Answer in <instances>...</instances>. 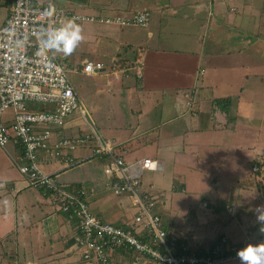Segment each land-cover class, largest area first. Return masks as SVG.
I'll return each mask as SVG.
<instances>
[{"label": "crops", "instance_id": "obj_1", "mask_svg": "<svg viewBox=\"0 0 264 264\" xmlns=\"http://www.w3.org/2000/svg\"><path fill=\"white\" fill-rule=\"evenodd\" d=\"M61 1L86 15L149 13L148 24L140 27L79 22L78 45L70 54H56L63 64L73 55L77 67L100 62L103 69L92 75L107 71L115 78L92 97L102 95L119 121L108 122L109 114L101 111L97 119L105 132L93 124L115 155L127 162L150 158L159 164V170L144 171L141 178L157 199L154 211L168 219L164 226L203 249L220 239L225 248L264 246L257 220L264 194L256 188L264 182V0ZM11 2L0 0V26ZM216 99H228L225 110L215 105ZM5 113L10 122L12 111ZM60 128L53 140L71 136V130L62 135ZM95 144L91 139L89 146ZM90 147L72 155L84 162L90 159ZM78 150L86 153L77 156ZM40 153L46 161L40 168L56 181L64 169ZM20 154L13 143L0 147V264H84L74 245L75 222L50 195L26 184L15 165ZM93 158L107 160L106 155ZM104 181V175H95L86 180L90 184L63 183L62 188H93L87 198L93 213L127 226L135 207L130 213L128 196L110 194ZM231 205L237 209L234 216L226 210ZM110 264L153 262L120 251Z\"/></svg>", "mask_w": 264, "mask_h": 264}, {"label": "built area", "instance_id": "obj_2", "mask_svg": "<svg viewBox=\"0 0 264 264\" xmlns=\"http://www.w3.org/2000/svg\"><path fill=\"white\" fill-rule=\"evenodd\" d=\"M54 5L52 17L42 18L48 6ZM54 19L57 24L66 19L75 23L100 21L122 26H145L149 22L147 10L137 11L130 16L86 15L60 6L56 0H12L6 20L0 26V147L13 143L21 148L15 164L32 188L51 193L56 208L76 224L74 245L84 264H110L116 252L132 253L155 264H216L227 258H237L239 250L227 246L222 257L221 248L207 247L206 254L195 255L189 251L177 234L164 226L161 216L154 209L157 199L143 186L142 172L157 171L156 160L142 158L127 162L115 155L108 142L104 141L94 124H87L88 133L61 137L53 140L54 130L63 127L76 110L84 117V108L71 80V74L92 75L103 69L100 62L84 61L80 67H67L56 51L42 46L37 37L39 26ZM29 104H40L36 109ZM12 111L10 122L4 118L7 110ZM91 139L96 140L93 147ZM81 147H90L91 156H107L102 171L105 175L104 188L114 195H127L135 207L131 222L118 226L101 219L90 210L88 195L93 188L75 191L63 189L53 181L51 173L40 168L46 157L57 160L62 169L82 163L72 153ZM46 162V161H45ZM258 167L253 166V170ZM234 216V205L227 207ZM264 228V222H260ZM250 233V231H248ZM220 243H225L223 239Z\"/></svg>", "mask_w": 264, "mask_h": 264}, {"label": "rangeland", "instance_id": "obj_3", "mask_svg": "<svg viewBox=\"0 0 264 264\" xmlns=\"http://www.w3.org/2000/svg\"><path fill=\"white\" fill-rule=\"evenodd\" d=\"M56 3L60 6H63V2L61 0H56ZM138 27H140V26H138ZM138 29H140V28H138ZM67 59H68V61L64 62L65 66H67V67H72V65L74 63H76V60H74L76 58L74 57V59H73V55H70ZM105 73L106 74L101 72L98 75H91V76H86V75H81V74H77V75L71 74V80H72V82L75 86V89H76V91L80 97V100H81L84 108H86L87 112H86L84 117L81 115L80 110H76L75 112H73L70 115V117L66 120L65 126H63L61 128L59 127L62 135H69L68 130H71V134H70L71 136H75L78 133L79 134L88 133L87 124H90V123H95L97 126L96 128H99L100 130L104 131V129L101 126L102 123L100 124L98 119H97V115L99 113H101V111H104L105 114H109L108 119H107L108 122H111L112 120L119 121V115H117L116 111L110 110V113H109V111L107 110V106L109 103H108V101L102 100V95L98 96L96 99H93V97H92L93 93H96V92L101 93L106 89L105 87L107 86V84H106L107 80L112 81V83H114L115 78L112 77L111 75L110 76L107 75V71ZM28 106H30V107L33 106L36 109L41 108L40 104H33V105L29 104ZM137 129L140 130V129H143V127L139 126ZM147 130H149V128ZM65 131L67 132V134H65ZM9 144L10 143L6 144V147H8ZM85 153L86 152H84V151H79L77 153V156L83 155ZM47 159H48V163L49 162H55L60 166V168L62 167L53 158H47ZM104 163H107V160H101L99 158H93L92 157V158L87 159L84 162H82V164H80V166H75V167L70 168V169H64V171L61 170V172H59V174L57 176H54V178L56 180V181H54V183L56 185H59L60 187L65 185L63 183H71V182H80V183H83L86 185L90 184V183L86 182V180L89 179V177H92L95 175L99 176L100 179H101V177H103L104 174L102 175V168H103ZM39 165L42 167L41 162ZM256 188L260 194H264V182H258ZM110 194H112V193L110 192ZM112 195H114V194H112ZM188 195L189 194H187L186 196H188ZM115 196H117V195H115ZM194 197L195 196H190V199L192 200ZM128 206H129L128 211L131 213L133 211L134 206L130 203V200L128 202ZM89 207H90V210L92 211L91 206H89ZM161 220L164 223L168 222V219H167L165 214L162 215ZM165 224L167 225V223H165ZM195 237H196V235L191 237V240ZM202 238L203 237L200 236L198 239L202 240ZM192 242H193V240H192ZM189 244L192 245L193 243L191 244V241H189ZM139 258L142 259L141 257H139Z\"/></svg>", "mask_w": 264, "mask_h": 264}, {"label": "clouds", "instance_id": "obj_4", "mask_svg": "<svg viewBox=\"0 0 264 264\" xmlns=\"http://www.w3.org/2000/svg\"><path fill=\"white\" fill-rule=\"evenodd\" d=\"M54 5L50 4L42 13V18L52 17ZM81 29L73 19L60 21L58 24L54 19H49L46 24L39 26L37 37L42 46L47 49L64 54H70L78 45L82 36ZM257 220L264 222V210L259 211ZM264 231V228L261 229ZM239 264H264V246L248 244L236 253Z\"/></svg>", "mask_w": 264, "mask_h": 264}, {"label": "trees", "instance_id": "obj_5", "mask_svg": "<svg viewBox=\"0 0 264 264\" xmlns=\"http://www.w3.org/2000/svg\"><path fill=\"white\" fill-rule=\"evenodd\" d=\"M228 99H216V100H214V103H215V105H217L220 109L221 108H223L224 110H225V102L227 101ZM224 104V105H223ZM222 105H223V107H222ZM81 187H83L81 184L80 185H70V187L68 188L69 190H72V191H77V190H79V189H81ZM40 191L41 192H43L42 191V189H40ZM46 194H48V195H50L51 196V193H46ZM264 196V195H263ZM170 233H172V234H176V233H173V231H171V230H168ZM178 236H179V238H180V241H182L185 245H189V251H191V252H194L195 253V255H197V256H202V255H205L206 254V252H205V250L201 247V246H193V245H190L189 244V240L187 239V238H185V237H182L181 235H179V234H177ZM188 245H187V247H188ZM218 245V247H219V249L221 248V252H220V254L222 255V257H224L225 258V256H227V254H226V252L224 251L225 249L223 248V243H220V241L219 240H217V241H212V242H210L209 243V248H214L215 246H217ZM126 253H128V252H126ZM130 254H132L131 252H130Z\"/></svg>", "mask_w": 264, "mask_h": 264}]
</instances>
